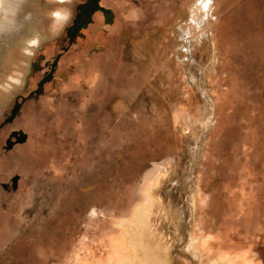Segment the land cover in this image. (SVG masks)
I'll return each instance as SVG.
<instances>
[{"label":"rangeland","instance_id":"374dc122","mask_svg":"<svg viewBox=\"0 0 264 264\" xmlns=\"http://www.w3.org/2000/svg\"><path fill=\"white\" fill-rule=\"evenodd\" d=\"M85 1L86 0H63L61 3L67 4V6L72 9L74 18L77 12V5ZM105 1L106 0H98L102 5H105L109 0H107V2ZM129 1L133 5H136L137 2H143V0ZM190 1L191 0H189V3ZM214 6L212 15H209L206 21L204 20L205 22L203 21V26L202 24L198 28L194 26V28H196L195 31H198L195 33V41L192 43L194 60L198 62L200 69L202 68L201 72L205 78L204 82H201L202 86L200 87H202V92L204 90L206 92L209 101V110L212 109L213 111L212 124L210 123V125L200 128L196 125L195 121L188 122L186 119L180 117V111H184V109L187 110L189 104H187V106L184 103H180L179 105L181 107L176 105L175 109L177 116H179V121L175 120V122H177L176 131L180 141L175 144V146H172L174 141L168 138V135L163 133L161 135L162 138L158 136L157 140H159V142L161 141L159 144L161 146L160 150L162 151V155L164 153L166 155H173L162 165L155 163V167L152 168L151 166L154 165L156 158L155 156H150L148 150L155 148L156 145L152 144L150 140H148V142L135 141V134H139L138 130L142 126L136 128L137 126L133 125L134 122L131 121L133 117L132 111L139 105L137 104L138 100L146 102L144 104L145 106H143L146 109L142 110L146 115L145 118H152L151 113H154L152 109L148 107L149 99L138 96V94H142V89L149 84L148 79L144 77L140 81L138 80V82H135V94L125 101L126 106L123 110H114L108 117L105 111L102 110L105 105L100 107L102 109H98L95 103L88 105L85 110H87L86 113L89 112L86 116H88V123L91 128L90 136L86 138L84 142L76 144L71 142L73 138L67 133L65 136L68 135V138L64 137L66 139H63L62 142L63 144H68L66 147L67 149L57 150L62 158L63 170L66 177H73L77 174H81L86 178H92L94 176L100 178L102 184L105 182L110 183L111 187H109L110 190L108 194L120 192V190L122 191V185H117V183L118 181H128L129 171L133 173L134 176L135 174L137 176V174H140L139 172L141 169L145 168L144 172L153 169L152 173L150 172L146 177L154 176L155 173L159 175L158 179L154 184L150 185L148 189L150 197L148 201L149 206L143 211V225L140 227L135 225L134 227L128 228H123L120 225L122 230L124 229L127 232L125 235L129 236L132 242L131 245L137 253V264H141V257L144 259V263L142 262L143 264H151L145 259V257H148L147 255L150 253L151 249L154 250L155 247L164 249L169 248L177 238L180 221L174 200L175 191L171 189L174 185H171L174 176L172 171L175 167L178 171L181 170L184 162L186 161L185 164H187V162L192 159V157H188L186 152L187 145L190 146L193 143L198 144L201 141L205 143L203 144L201 158L197 163L193 162L191 171H189L190 176L188 177L189 180L191 179L193 182L191 193L196 195V205L190 204V208L197 210L195 212L196 219L193 221V224L195 223L193 226V234L199 236V238L192 236L191 242L186 244L189 246L186 250V255H188L187 258L190 259L193 264H206L205 258H207L206 254L203 255L204 247L201 249L200 246L199 251H191L190 244H193L195 240H199L198 244H207L208 242L203 238L206 237V235H210L212 244H220V209L222 197L225 189H227L226 186H231L232 189L235 188L233 192L236 194V190L242 189L243 186V184H240L242 180L240 181L239 179L243 178L244 174L242 171L246 172L248 169H254L257 178L264 177V0H214ZM180 7L183 6L177 4L175 12L178 11ZM73 18L71 23L59 34V36L49 37L43 34L44 36L42 37L44 38L46 36V40H39L34 51L28 58H25L26 61L23 62V67L17 76V81L5 89L4 94L0 95V123L4 117L10 113L16 101L20 103L12 121L15 118H19L21 107L26 105L28 101L32 100L33 102H38L39 96H41L39 97L40 99L45 97L58 98L59 95L55 84L58 82L57 80L64 78L65 72H59L57 78L56 76L48 78L47 73L49 74V64L45 63H53L55 57L65 51L63 50L64 47L69 49V45L74 42L75 37L82 38L79 35H76L71 41L67 38L66 29L72 24ZM174 19L175 18H172L169 23L174 21ZM88 24L90 25L91 22H88L86 25ZM105 25L106 22L104 21L103 23L96 22L88 29L85 26L81 27L79 31L81 33L86 31V33L92 35L96 33L105 34L106 32L102 30L105 28ZM167 32L168 30L166 29L165 34L168 37L170 34ZM200 34H204L205 43H199L200 40L198 36ZM173 41V37L170 36V48L174 45ZM127 42L129 43L130 40L128 39ZM50 43L51 45H49ZM100 50L101 46L97 47L96 44H94L91 46L89 52L97 53ZM34 62H38L42 67L32 70L31 65ZM55 64L56 63H54V66ZM163 69L166 70L169 68L163 66ZM196 72L194 71V73ZM12 73H10L11 75L8 73L5 76H14L15 74L13 73L12 75ZM165 74L161 72L162 76H165ZM188 80L185 73H182L179 79L180 82H178V86H181V90L179 89V92H181L180 96L182 98V96L186 95V92H188L186 86L191 87L193 106L199 111L197 117V119H199L200 116L204 114V108L198 95V85L195 82L190 85ZM40 81H43L41 92L36 97L30 96L21 101V97H26L31 91L35 90L37 88V83ZM201 81H203V79ZM158 85L160 87L162 85V87L164 86V88H166L163 91L161 87L160 92L163 93V97L165 95L167 96V91L173 94L171 88L167 89V83L158 82ZM2 88L4 87L0 85V89ZM71 96L72 98L68 99L67 95H65L66 103L73 104V102H75L72 101L76 97H74V93H72ZM168 97L169 96H167L166 99ZM111 105L112 104H106L105 107L107 108ZM183 105L186 106L184 107ZM164 107L166 108V106ZM77 109L76 106L73 107L74 112H76ZM129 111H131V114ZM128 113L130 115H128ZM169 120L172 119L169 118ZM12 121L4 127V129H7L6 133L10 130L20 131L24 138L22 141L17 142V144L24 143L26 141L25 139H27L28 132L24 131L19 125L12 127ZM159 122L165 124L168 120L166 117L164 118L160 115ZM148 126L149 123L145 120L143 127L147 128ZM155 127L156 130H158V125L154 126V128ZM52 133L56 135V129L53 130ZM146 134H149V131ZM6 135L7 134H5L3 139L6 138ZM128 136H131L130 140H128ZM196 136L199 137L195 140ZM128 145L130 147L129 150ZM54 148L55 146L51 144L46 147L43 153L36 152L35 157L42 156L44 160H48L53 154V151H56ZM75 149L79 152L76 153L75 151L76 156L73 155ZM1 150L4 151V153ZM51 150H53L52 153L49 152ZM92 150L97 152L93 161L92 158L89 159ZM7 151L9 150H6L1 145L0 157L2 159H4V157L5 159L12 157L6 154ZM128 151L131 154L130 159L132 158L137 166H132L128 163ZM66 161L67 164L65 166ZM141 161H144L148 166L141 165ZM81 162H83V164ZM92 162L95 163L94 166ZM2 172L5 173L7 171L4 170ZM12 177H16V186L12 189L15 190L19 179V174H17V172L12 171L11 175L5 177L1 176L0 184L1 182L8 183ZM29 186L32 189L29 195L33 194L35 200L32 202L30 199L29 203L26 197L27 193H23L22 196H25L26 204L23 207L17 208L16 213L13 214V217L17 218V223L12 221L8 237L0 239V264H44L46 244H32V251L31 244H16L17 250L15 259H12L11 256L7 259L5 258L7 251H10L12 248L10 237H13L19 230L23 232L25 229L23 226L28 224V220L31 219V209L35 207V202L37 201L38 209L40 207L42 210L44 209L41 206L42 203H40L41 198L38 199L40 195L35 197L34 193L36 188L38 192L44 193L45 185H41L38 181L37 183L31 184L30 180L27 179L26 188ZM261 187V199L258 205L253 208L264 211L263 182ZM47 188L50 187L48 186ZM0 189L7 195L8 189L2 188L1 185ZM170 189L173 192L171 191L169 196H166V190ZM45 195L46 193L41 196ZM2 198H6L5 195L0 198V208L4 210L9 205L8 202L3 203ZM106 198L107 197L104 199ZM139 201L140 197L138 196L135 204ZM113 203L114 201L112 199H106L104 202L107 206L106 209L112 207ZM106 209L103 208V211ZM106 211L108 212V210ZM176 220L178 223L175 222ZM130 222L135 223V220ZM64 249L65 246L63 252ZM105 250L106 248L103 245H98L92 250V254L95 258L103 257L106 253ZM216 250L218 251V249ZM89 257L90 259L91 257L94 258L93 256ZM170 261L172 260L166 259L164 264Z\"/></svg>","mask_w":264,"mask_h":264},{"label":"bare ground","instance_id":"6f19581e","mask_svg":"<svg viewBox=\"0 0 264 264\" xmlns=\"http://www.w3.org/2000/svg\"><path fill=\"white\" fill-rule=\"evenodd\" d=\"M62 1L63 0H58V2L60 3ZM105 2H107V0ZM187 3H189V0L187 1L186 0H181V1L179 0H143L142 3L137 2L136 5H133L132 3H130L129 0L128 1L109 0L107 3H105L106 5L105 8L107 6H111L110 8H112V11H113L112 16L114 15L112 21L106 22L105 28H103L104 31L108 29V33H105V34L96 33L95 34L93 32L95 35H92V34L86 33L85 31L84 33H82L84 38L81 39V38L76 37L74 39V42L69 45V49L66 48L65 51L62 53V55L58 58L57 63H56L57 66L54 71L53 77L56 76L57 78L61 70H64L65 72L64 78L57 80L58 82H56L55 84V87L57 88V92L59 95L58 98L45 97V98L40 99L38 97V102H33L32 100H30L26 103V105L22 107V109H20L21 110L20 117L17 119L16 118L14 119L12 126L19 125L24 131L28 132L27 139L24 143L14 146L11 149L12 151H9L7 153L8 155L12 156L11 158L5 159L4 157V159H2L0 157V173L6 170V171H10L11 173L12 171H14V172H17V174L18 173L26 174L25 176H28L29 169L32 167V164L35 161L50 162L52 164L51 166H52L54 175L55 174L60 175L61 173H63V161L60 155L57 154V152H54L48 160L47 159L44 160L42 156H39V157L36 156L37 157L36 158L35 153L36 152L43 153L46 147H48L51 144H53L55 148L58 149L60 146H62L63 139L68 138V135L65 136V134L67 133H69L71 137L73 138V140L71 139V142L76 143V144L84 142V140L90 136L91 128H90V124L88 123V116H86V114L87 113L89 114V112L86 113L85 111L87 110L82 111L83 106H86V105L88 106V104H91L92 102H94L97 108L101 109L100 108L101 103L103 105L112 93L124 92V89H122L123 87L122 88L118 87L117 84L119 83L120 77L124 75L126 64L120 61L122 46L117 44V42H115L114 40L122 32H125V33L128 32L127 33L128 36L126 35L128 39L130 40V42L127 43L128 51L131 52V58L133 59V61H135L139 69L148 71L149 76L150 77L152 76V78L154 79V81L152 79L153 82L158 81L161 83L163 82L164 84L165 83L168 84L167 89L171 88L173 91L172 92L173 94L167 91V96H169V98L171 96H176L175 94L179 92L180 88H178V82H180L179 79L182 73H185V75L189 79L188 82L190 83V85L193 84L194 82L197 83L198 95L203 104L204 114H202L200 118L197 119L199 111L195 106H193L192 89L190 86H186L188 89V92H186V95L182 96L180 103H184L186 105L189 104V106L187 105L189 108H187V110L184 109V111H180V117L186 119L188 122L195 121L196 125L200 128H203V126H206V125H210V123L212 124L213 111L212 109L209 110V101L207 99L206 92L205 90L202 92V87H200L202 86L201 82H204L205 78L201 72L202 68L200 69V65L198 64L197 61L194 60L192 43L195 41L194 35L198 31V30L195 31L196 28H194V26L198 28L203 23L204 20L206 21L209 15H212V12L214 11V7H215L214 0H191L188 5H185ZM177 4L183 6V8L175 12ZM97 11H100V10L95 9L91 13L92 21L90 25L89 24L85 25L87 29L90 26H93L96 22L102 23V16H103L101 14L102 12L100 11L101 13L100 12L97 13ZM202 15L204 16V18ZM172 18H175L174 21L169 23V21ZM163 24H165L166 26L162 28ZM153 25H156V27H153L147 31L146 30L142 31V28L144 27L148 28ZM166 29L168 30L167 33L170 34L168 37L170 38L171 36L173 37V40H174L173 41L174 45L171 48H170L169 38L165 34ZM204 34H200L198 36L200 40L199 43L206 42V40L204 39ZM37 36H38V42H39V40L43 39L42 36L44 35L41 33H37ZM100 43L101 45L102 44L104 45L102 52L100 51H98L97 53L87 52V50H89V48H91L92 45L94 44L99 45ZM35 47L36 45L32 47L30 51L28 49H24L23 52H20V53L8 52L6 54H0V85L4 87L0 89V95L4 94L5 89L10 87V85H12L14 82L17 81L18 79L17 76L23 67V62L26 61L25 58H28V56L34 51ZM163 66H167L169 68L167 70H170L168 73L165 74V76L161 75V72H163L164 70ZM176 69H178L177 75H176ZM167 70L165 72H167ZM194 71L195 72L197 71V72L194 73ZM12 72L15 74L14 76H11L12 78L5 76L6 74L8 73L10 74ZM156 76H158L160 80H158ZM202 79L203 81H201ZM79 83L89 85L90 89L87 91L82 89ZM154 89H155L154 86H151V88L148 89L147 91L153 92ZM67 90L74 93V96L77 97V98L75 97L76 100L79 101L78 104L66 103L65 92H67ZM86 92L89 93L88 97H85ZM167 96L165 95L164 97H162V99L164 98L166 99ZM167 103L168 102H165L163 106L159 104H154V103H153L154 106L153 105L148 106L150 107V109H152L153 112L155 111L157 112V114L151 113V115L154 116L153 117L154 121H152L154 125L150 121L147 122L149 123L150 128L143 127V123L145 122L144 120L145 117L143 116L145 115L143 113L144 111L142 112V110L146 109L143 107L145 106L144 105L145 101L143 100L138 101L137 104H139L138 105L139 108L136 107L134 111L131 110L133 112L132 113L133 116H135V118L137 117L136 121H134L135 122L134 124H137L136 128H138L139 126H142L138 130L139 134H135V136H137L140 141H142V139L147 137L150 134V129H152L154 126H157V125H158L159 132L162 131L164 134L168 135L169 136L168 138H171L172 141L175 140L176 141L175 144H177L180 141L179 135L176 131L177 122H175V119H173L174 117H173V114L171 113L172 112L171 108L169 109ZM186 105H183V106L185 107ZM74 106L78 108L76 112L73 111ZM164 106H166L167 110ZM131 111H129V113ZM78 114L79 116H77ZM160 115L164 118L166 117L168 122L165 124L159 122ZM76 118L79 119L78 125H74L72 122V120ZM169 118H171L172 120H169ZM55 129L57 133L56 135L52 133V131ZM154 130H156V127L154 128ZM148 131H149V134H146ZM198 137L199 136H196L195 140ZM203 144L205 143L201 141L198 144L193 143L190 146L187 145L186 152L188 154V157H192V159L189 160L187 164H185L186 162L185 161L181 170L178 171L177 168L175 167L173 168L174 170L172 171L174 173V176L172 178L171 185L172 184L174 185L172 186L173 188L171 189L175 191L174 200H175V204L178 210V217H179L180 223H179V227L177 231V238L174 241V243H172L171 245L176 246L177 248L179 247V244L180 245L189 244L191 242L192 234L194 233L193 226L195 225V223L193 224V221L194 219H196V214H195L196 210L190 208V204L191 205L193 204L194 206L196 205V195L191 193L193 182L191 181V179L189 180L188 177L190 176L189 171H191L193 162L197 163V161L201 158ZM172 146H174V144ZM197 148L199 151L197 150ZM75 151L76 153H79V152H77L78 150L76 149L73 151V155L76 156ZM96 153L97 152L92 150L91 157L89 159L92 158V161H93V159L96 157ZM169 155H170L169 157H171L173 154H169ZM161 157L162 155L156 157L157 162H159L160 159L162 162ZM81 163L83 164V162ZM92 164H95V163L92 162ZM24 166H25V169H24ZM1 176L5 177V175L0 174V177ZM78 178H81V174H78ZM45 179L43 177L44 182H45ZM77 180L78 179L75 178L74 180L71 181L72 184H70L71 186L69 187V190H68L69 193L68 194L66 193L67 194V195L65 194L66 196L74 197L73 196L74 189L77 183L79 182ZM85 180H87V178H85ZM44 182L42 183L44 184ZM22 187H24L23 183L21 184V188ZM102 189H104V187ZM171 189L166 190V196H169V194L172 191ZM19 191H20V182L17 183L16 189L14 191H9L7 195L3 193L2 190L0 189V198L1 196L5 195L6 198L4 199L2 198L3 203L8 202V205H9L7 208H5L6 207L5 206L4 210L0 208V230H1L0 239L2 238L1 234H3L1 232L2 231L5 232V230L11 227V223L13 221L11 217V213L15 211V209L26 204V200L24 201V199H23L24 202L23 201L20 202ZM27 199H28V202L30 203L29 197H27ZM147 203L148 202H146V204ZM71 205L73 204L71 203ZM82 205L84 206V204ZM139 212L137 213L136 221L134 223L138 227L142 226L144 223L143 216ZM175 222L178 223L177 220ZM120 225L123 228L124 227L128 228V223L125 224L124 222H122V223H119V226ZM123 231L127 234V232L124 229ZM71 232L72 231H70V233ZM179 233L180 235L178 236ZM90 234L92 233L90 232ZM178 239H180L179 244H176ZM181 246L185 247V245H181ZM72 247H71V250L73 251ZM15 249L11 248V250L7 252L10 254L12 253V250H15ZM71 250L69 252H72ZM86 251H87V248H86ZM181 251H182V248H179V254ZM49 254L51 253L49 252ZM49 254L47 252V255ZM55 254H53V256ZM65 261H68V259Z\"/></svg>","mask_w":264,"mask_h":264},{"label":"crops","instance_id":"0c3cea01","mask_svg":"<svg viewBox=\"0 0 264 264\" xmlns=\"http://www.w3.org/2000/svg\"><path fill=\"white\" fill-rule=\"evenodd\" d=\"M108 8L112 11V8ZM182 8L183 7H180V9ZM113 17L114 15L112 16V19ZM112 19L110 20V22L112 21ZM165 26L166 25L163 24L162 28ZM153 27H156V25L148 28L144 27L142 28V31H147ZM105 32L108 33V29H106ZM127 33L128 32H122L117 36V38L114 39L117 44L122 46L120 61L126 64L124 75L120 77L119 83L117 84L118 87H123L122 89H124V92L112 93L106 100V102L101 106H106V104L112 105L107 108L104 106L103 109H101L105 111V114L107 113L106 115L108 117L114 110H123V108H125L126 106L125 101L135 94V82H138V80L140 81L145 77L146 79H148L149 84L142 89V94L140 93L138 94V96L141 98H148L149 106L153 105V103L163 106L165 102H168L167 105L169 109L171 108V113L174 116L173 119L177 121L179 119V116H177L176 114L175 107L181 102V92H177V94H175L176 96H171L170 98L168 97L166 100L165 98L162 99L163 93L160 92L162 85L160 87L158 85V82L154 83V79L149 77L148 71L139 69L135 61H133V59L131 58V52L128 51ZM96 46H101L100 52H102L104 45H101L100 43ZM89 50H87L88 53H90ZM166 70L163 71L164 74L170 71L167 70V72H165ZM60 72L64 73V70H61ZM177 72L178 69H176V75L178 74ZM156 78L160 80L158 76H156ZM152 83L155 86V89L153 90V92L147 91L146 93V90L150 89L151 86H153ZM79 84L81 88L86 91L90 89L89 85H85L82 83ZM178 87L181 90V86L179 85ZM165 89L166 88H164L163 86L162 90L164 91ZM71 94L72 92H70L69 90L65 92V95H67L68 99L72 98ZM88 94L89 93L86 92L85 97H88ZM72 101H75L73 104H78L79 102L76 100V98H74V100ZM86 107L87 105L83 106L82 111H85ZM79 114L77 116H79ZM154 114H157V112L155 111ZM128 115L130 114L128 113ZM153 117L154 116L152 115V119L150 117H146L144 120H146V122L150 121L153 124ZM136 118L135 116H133L131 118V121H136ZM72 122L74 125H78L79 119H73ZM134 123L133 125L137 126V124ZM148 128L150 127L148 126ZM162 134V131L159 132V130H154L153 127L152 129H150V134L142 139V141L144 142H148V140H150L152 144L156 145L155 148H151L150 150H148V154L150 156H155L156 158L162 155V151L158 149L161 147L159 144L161 141L159 142V140H157L158 136L162 138ZM130 138L131 136H128V140H130ZM134 140H137V136ZM137 141L140 140L138 139ZM175 143L176 141L174 140V146ZM67 145L68 144H62V146H60L58 149H65ZM54 149L56 151L51 150L49 152L52 153L53 151V153L57 152V154H59L57 151L58 149ZM129 149L130 147L128 145V150ZM166 156L167 158H165ZM169 156V154L166 155L164 153L161 157L162 162L161 159L159 160V162H157L156 160L154 161V166L151 167L154 168L155 163L162 165L166 161V159L169 158ZM130 157L131 154L128 151V163H130L132 166H137L132 158L130 159ZM66 164L67 161L65 163V166ZM142 164L148 166V164H145L144 161H141V165ZM51 165L52 164L50 162L35 161L32 164V167L29 169L28 176H25L26 174L18 173V182H20V202L23 201V199L25 201V196H22L24 192L27 193L26 197H29V200L31 199L32 202L35 200V198H33V194L29 195V193L32 192L31 187L29 186L28 188H26L27 179L30 180L31 184L37 183L38 181V183L41 182V185H43V177L44 179L46 178L44 182L46 190V192L44 190V193H46V195L41 196L44 193L38 192L36 188L34 196L37 197L38 195H40L38 199L41 198L40 203H42L41 206L44 209L42 210L41 207L38 209V204L36 203L37 201L35 202V207H32L31 209V219L28 220V224H25L23 226L25 228L23 232L19 230V232L16 233L17 235L15 234L13 237H10V244H12V248H17L16 244H31L32 251V244H46V252L44 255L46 257L44 258H49L47 260H44V264H69V262L70 264H137V253L131 245L132 242L129 236L125 235L126 233L119 226V223H128V227H134L135 224L130 221H136L137 213L139 211V213H141L143 216V211L148 208V203L146 204V202H148L150 198L148 189L150 185L154 184V182L158 179V174L155 173L154 176L146 177V175H148L153 169H150V171L148 172H144L145 168L141 169L139 172L140 174H137V176L136 174L134 176L133 173L129 171L128 181H118L117 183V185H122V191L119 189L120 192L108 194V191L110 190L109 187H111L109 182H105L102 184L100 178H96L95 176L92 177V179L87 178V180H85L86 177L81 175V179L78 178V174L73 177H66V175L64 174V170L60 175H54ZM242 173L244 174L243 178H239L240 181L242 180V183H240L243 184L242 189H237V193L235 194V192H233L235 191V188L232 189L231 186L228 187L227 185V189H225L224 195L222 197L219 228L220 244H212V238L210 235H206V237L203 238L208 242L207 244H198V239L195 240L193 244H190L192 252L199 251L200 246L201 249L202 247H204L203 255H207V258H205L206 264H264V211H261L258 208H253L258 205L259 200L261 199V185L262 182L264 183V177L257 178L254 169H248V171H242ZM75 178H77V181L79 182L74 189V197H68L66 195L69 193L68 190L71 186L70 184H72L71 181ZM21 182L24 185V187L22 188ZM48 186L50 188H47ZM103 187L104 189H102ZM100 189L102 190V192ZM138 196L140 197V201L135 204L136 198ZM105 197H107L106 199H112L114 201L112 207L108 209H106L107 206L106 204H104L106 200L104 199ZM71 203L73 205H71ZM82 204H84V206ZM23 206L24 205H22L21 207ZM103 208L108 210V212L106 210L103 211ZM14 213H16V209L11 213V217L13 221L17 223V218L13 217ZM9 231L10 227L5 230V232L2 231V238L8 237ZM70 231L72 232L70 233ZM90 232L93 234V236L92 234H90ZM179 235L180 233L178 234V236ZM192 236L195 238H199V236H196L195 234H193ZM180 239H178L176 244H179ZM68 243L73 247L71 245L69 246ZM98 245H103L106 248V253L103 257H96L95 259L94 255L92 254V250ZM181 245H185V247H182ZM181 245L179 244L178 248L171 245L166 249L155 247L154 250L151 249L149 253L150 255L148 254V257H145V259H147L151 264H164V261H166V259L172 260L167 264H193V262H191L190 259L187 258L188 255H186V250L189 246H186V244ZM64 246L65 254L63 252ZM71 247L73 251L71 250ZM86 248L88 252L86 251ZM179 248H182L180 254ZM216 249H218V251ZM16 250L17 249L12 250V253L10 254L7 252L5 258L7 259L11 256L12 259H15ZM70 250L72 252H69ZM47 252L48 254L49 252L51 253L49 254L50 256L47 255ZM53 254H55L56 256H53ZM89 256H93L94 258L91 257L90 259ZM67 259L68 261H65ZM141 259L142 260L140 263L143 264V257H141Z\"/></svg>","mask_w":264,"mask_h":264},{"label":"clouds","instance_id":"9594fccd","mask_svg":"<svg viewBox=\"0 0 264 264\" xmlns=\"http://www.w3.org/2000/svg\"><path fill=\"white\" fill-rule=\"evenodd\" d=\"M72 18V9L58 0H0V54L30 51L37 33L59 36Z\"/></svg>","mask_w":264,"mask_h":264},{"label":"flooded vegetation","instance_id":"af4514ba","mask_svg":"<svg viewBox=\"0 0 264 264\" xmlns=\"http://www.w3.org/2000/svg\"><path fill=\"white\" fill-rule=\"evenodd\" d=\"M97 2H98V0H97ZM142 3V2H141ZM98 4L99 5H101V6H104L105 7V5H102L101 3H99L98 2ZM109 6H107L106 8H108ZM78 12V11H77ZM76 12V13H77ZM100 11H97V13H99ZM101 13V12H100ZM102 15H103V13H101ZM76 15V14H75ZM75 18V17H74ZM73 18V19H74ZM92 18V17H91ZM103 21H104V16H102V23H103ZM86 27V26H85ZM81 28V27H80ZM79 28V29H80ZM79 29L78 30H76L75 32H73L72 33V35H71V33H67V38L69 39V41H71V40H73L74 39V37L76 36V35H79L81 32L79 31ZM102 30H104V29H102ZM82 34V33H81ZM80 36V35H79ZM81 36H83V34L81 35ZM76 38V37H75ZM82 38H84V36L82 37ZM81 38V39H82ZM49 45H51V43L49 44ZM67 48V47H66ZM63 53V52H62ZM62 53H60L59 54V56H58V58L62 55ZM58 58H57V60H58ZM57 60H56V62L55 63H57ZM45 64H49L48 66H49V72L51 71V68L53 67V63L52 62H50V63H45ZM44 64V65H45ZM32 67V70H36V69H40L41 67H42V65H40L38 62H34V63H32V65H31ZM56 66H57V64H55V66L53 67V74H54V71H55V69H56ZM53 74H52V76H53ZM47 75H48V73H47ZM44 91V90H43ZM39 97H41V96H39ZM20 102H18V104H19ZM25 103V102H24ZM23 106V105H22ZM18 108H19V105H18ZM22 108V107H21ZM20 113H21V110H20ZM10 116V113L9 114H7L5 117H4V119L2 120V122L0 123V149H1V145H2V147L3 148H5L6 150H9V151H12L11 149L14 147V146H16V145H20V144H22V143H20V144H17V142H20V141H22L23 140V138H24V136L21 134V132L20 131H18V130H10L8 133H6L7 132V129L5 128L4 129V127L6 126V124H8V123H10L11 121H12V119H13V117L11 118V119H8V117ZM18 117H20V116H18ZM17 119V118H16ZM14 121V120H13ZM13 121H12V124H13ZM12 127H14V126H12ZM5 134H7L6 135V138L5 139H3V137L5 136ZM2 140H3V143H2ZM26 140V139H25ZM2 143V144H1ZM2 151V150H1ZM9 151H7V153L9 152ZM3 153H4V151H2ZM6 153V154H7ZM8 155V154H7ZM0 174H2V175H5V176H7V175H11L12 173L10 172V171H7V172H5V173H3V172H1ZM1 187L2 188H4V189H8V192L7 193H9V191H14V190H12V189H14V187L16 186V177H12L11 179H10V181L7 183V182H1Z\"/></svg>","mask_w":264,"mask_h":264},{"label":"water","instance_id":"95a60500","mask_svg":"<svg viewBox=\"0 0 264 264\" xmlns=\"http://www.w3.org/2000/svg\"><path fill=\"white\" fill-rule=\"evenodd\" d=\"M98 9L103 13L104 16V22H109L112 19V12L109 8H105L101 5L98 4L97 0H86L85 2H82L77 5V13L75 15V18L72 21V24L66 29L67 33H72L78 30L80 27H84L88 22H91V13L95 10ZM80 36L82 35L81 33L79 34ZM46 40V36L42 39V41ZM66 48L64 47L63 50ZM58 55L55 57L54 63L56 62ZM52 71L53 67L51 68V71L48 74V78L52 76ZM42 82L40 81L37 83V88L33 91H31L26 97H21V101L24 99L33 96L36 97L40 92L42 88ZM18 102L16 101L13 108L10 111V116L8 119H11L16 111L18 110Z\"/></svg>","mask_w":264,"mask_h":264},{"label":"snow or ice","instance_id":"6c2138e0","mask_svg":"<svg viewBox=\"0 0 264 264\" xmlns=\"http://www.w3.org/2000/svg\"><path fill=\"white\" fill-rule=\"evenodd\" d=\"M54 15H58V14L54 13ZM33 43H34V42H33Z\"/></svg>","mask_w":264,"mask_h":264}]
</instances>
